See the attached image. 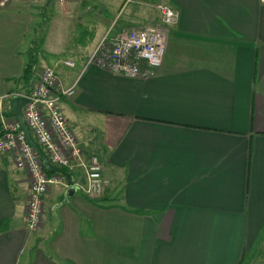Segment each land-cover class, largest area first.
Segmentation results:
<instances>
[{
  "label": "crops",
  "instance_id": "crops-1",
  "mask_svg": "<svg viewBox=\"0 0 264 264\" xmlns=\"http://www.w3.org/2000/svg\"><path fill=\"white\" fill-rule=\"evenodd\" d=\"M53 1L87 28L63 42L67 58L36 29ZM160 1L179 12L163 64L130 78L86 66L124 0H0V108L36 42L35 76L51 66L76 85L63 110L103 165L99 196L83 169L73 195L51 186L32 232L29 173L0 154V264H239L264 236V3Z\"/></svg>",
  "mask_w": 264,
  "mask_h": 264
},
{
  "label": "built area",
  "instance_id": "built-area-1",
  "mask_svg": "<svg viewBox=\"0 0 264 264\" xmlns=\"http://www.w3.org/2000/svg\"><path fill=\"white\" fill-rule=\"evenodd\" d=\"M132 2L134 0H124L120 13ZM156 6L158 22L119 32L114 38L109 31L88 57L86 66L97 64L130 78L154 75L163 64L170 28L179 19V12L171 5L160 2ZM65 64L75 67L76 62L67 60ZM75 93L76 85L65 87L57 70L44 66L29 88L24 87L8 96L10 100L15 96L28 98L23 113L49 161L72 174L83 169L87 179L84 191L90 196H99L103 188V165L97 156L85 158L83 145L69 125L62 106L63 100ZM9 108H0V154L11 153L17 168L29 173L26 221L29 230L34 232L42 223L45 198L51 186H68V182L63 174L50 173L44 168L38 151L28 141L20 123L4 115Z\"/></svg>",
  "mask_w": 264,
  "mask_h": 264
},
{
  "label": "rangeland",
  "instance_id": "rangeland-1",
  "mask_svg": "<svg viewBox=\"0 0 264 264\" xmlns=\"http://www.w3.org/2000/svg\"><path fill=\"white\" fill-rule=\"evenodd\" d=\"M159 1L160 0H134L133 3L127 6V8H130L128 10L126 9L125 13H120V16L119 11L113 12L112 9H109L107 7L108 12L110 13L108 17L110 19V22H105V30L111 28L112 31L110 32V36L111 38H114L117 36L118 31L121 33L133 28L132 26L138 27L145 23L158 22L159 14L157 12L156 5L161 2ZM53 2L55 4L49 2L46 6H44V10L42 13L43 20L40 22V25H38V28L36 29L37 33L41 37L43 36L47 39L48 43L50 44V48H56L58 52L61 49L64 52L63 54H60L59 57L67 58L69 53L66 50H63V42L67 41L66 39H68L69 36H73L76 33L79 34L82 30H86L87 28H78V18L74 14L66 17L64 15L65 13L63 10V4L60 2L56 3V1ZM90 3H97L98 7L102 8L104 5V0H90ZM104 8L106 7L104 6ZM88 10L91 11V9ZM114 30L117 31L113 32ZM35 70L36 72L37 70H39L38 65L35 66ZM242 264H264L263 234L247 252Z\"/></svg>",
  "mask_w": 264,
  "mask_h": 264
},
{
  "label": "water",
  "instance_id": "water-1",
  "mask_svg": "<svg viewBox=\"0 0 264 264\" xmlns=\"http://www.w3.org/2000/svg\"><path fill=\"white\" fill-rule=\"evenodd\" d=\"M28 98L25 96H15L13 97L10 101V108L8 111H6L4 113V115L6 117L9 118H15L21 125V128L24 130L28 141L34 146V148L38 151L41 160H42V164L44 166V168L50 172V173H58V174H63L68 182V190L66 192V198L69 195H73L75 193V191L77 190V186L75 184L74 181V176L72 173L57 167L55 165H53L49 159L47 154L45 153V151L43 150V148L41 147V145L35 140V138L32 135L31 129L25 119L24 113H23V108L25 107V105L28 103Z\"/></svg>",
  "mask_w": 264,
  "mask_h": 264
},
{
  "label": "trees",
  "instance_id": "trees-1",
  "mask_svg": "<svg viewBox=\"0 0 264 264\" xmlns=\"http://www.w3.org/2000/svg\"><path fill=\"white\" fill-rule=\"evenodd\" d=\"M37 43L35 42L33 45V50L30 52V64L26 67L24 75H23V80H24V87L29 88L32 85V81L35 78V66L34 64L36 63V52H37ZM242 260L239 262V264H242Z\"/></svg>",
  "mask_w": 264,
  "mask_h": 264
}]
</instances>
